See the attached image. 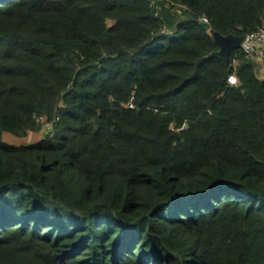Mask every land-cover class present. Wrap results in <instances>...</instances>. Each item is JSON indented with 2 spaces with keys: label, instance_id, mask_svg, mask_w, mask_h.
I'll list each match as a JSON object with an SVG mask.
<instances>
[{
  "label": "trees",
  "instance_id": "1",
  "mask_svg": "<svg viewBox=\"0 0 264 264\" xmlns=\"http://www.w3.org/2000/svg\"><path fill=\"white\" fill-rule=\"evenodd\" d=\"M173 1L0 0V264H264V0Z\"/></svg>",
  "mask_w": 264,
  "mask_h": 264
},
{
  "label": "built area",
  "instance_id": "2",
  "mask_svg": "<svg viewBox=\"0 0 264 264\" xmlns=\"http://www.w3.org/2000/svg\"><path fill=\"white\" fill-rule=\"evenodd\" d=\"M164 2L168 5H172L173 8H177L178 5L186 6L185 3L174 2L173 0H164ZM150 4H152L155 10H158L160 5V0H150ZM198 18L201 21L203 20L209 21L208 15H206L205 13L199 14ZM173 28L174 27L169 26L166 23H162L160 25V30L162 31L171 30ZM242 33H243V37L240 45L245 50V52L253 58L259 57L264 59V23H260L253 28L246 29ZM227 80L230 82H236L238 80L235 71H230L227 74ZM183 126H184V122L180 125H175V124L171 125V127L175 129H180Z\"/></svg>",
  "mask_w": 264,
  "mask_h": 264
},
{
  "label": "water",
  "instance_id": "3",
  "mask_svg": "<svg viewBox=\"0 0 264 264\" xmlns=\"http://www.w3.org/2000/svg\"><path fill=\"white\" fill-rule=\"evenodd\" d=\"M202 23L211 31L213 38L218 43V47L213 52L229 60L232 47L241 44L243 33L234 31L222 32L214 28L208 20H203Z\"/></svg>",
  "mask_w": 264,
  "mask_h": 264
},
{
  "label": "rangeland",
  "instance_id": "4",
  "mask_svg": "<svg viewBox=\"0 0 264 264\" xmlns=\"http://www.w3.org/2000/svg\"><path fill=\"white\" fill-rule=\"evenodd\" d=\"M179 8H180V5H178L177 8H175V9H179ZM109 20H111V19L109 18L108 21ZM263 23H264V21H263ZM251 58H253V57H251ZM255 63H256V67H257V61L256 60H255ZM39 121L41 122V128L39 129V133L40 134L49 131L48 129H51V122L43 121L42 120V117L39 119ZM4 138L7 139V140H9V141H12V142H19L20 140L32 141L33 139H35V138H32V139L27 138L26 135H24V136H17V135H15L13 133H10V132L4 133ZM36 138H39V137H36Z\"/></svg>",
  "mask_w": 264,
  "mask_h": 264
},
{
  "label": "crops",
  "instance_id": "5",
  "mask_svg": "<svg viewBox=\"0 0 264 264\" xmlns=\"http://www.w3.org/2000/svg\"><path fill=\"white\" fill-rule=\"evenodd\" d=\"M254 59L257 61L256 73L259 76H264V59L263 58H259V57H256ZM40 135L41 134L39 133V130H38V131L29 132L26 135V137L32 139V138L39 137Z\"/></svg>",
  "mask_w": 264,
  "mask_h": 264
}]
</instances>
